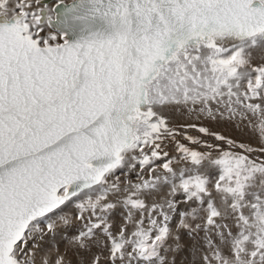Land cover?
<instances>
[{
  "label": "snow or ice",
  "instance_id": "obj_1",
  "mask_svg": "<svg viewBox=\"0 0 264 264\" xmlns=\"http://www.w3.org/2000/svg\"><path fill=\"white\" fill-rule=\"evenodd\" d=\"M0 264H264V0H0Z\"/></svg>",
  "mask_w": 264,
  "mask_h": 264
},
{
  "label": "rangeland",
  "instance_id": "obj_2",
  "mask_svg": "<svg viewBox=\"0 0 264 264\" xmlns=\"http://www.w3.org/2000/svg\"><path fill=\"white\" fill-rule=\"evenodd\" d=\"M204 124H205V122H204ZM223 124V125H222ZM224 125H226V124H224V123H222V122H218V124L215 126V128H214V131H216L217 129H218V131H216V132H219L221 135H224V136H226V137H230V138H233V139H236L237 141H244V142H247L248 141V134H241V132L238 130V129H236V127L233 125V127L232 126H230L232 129H233V132L232 133H230V128H229V130H228V126H224ZM206 126V125H205ZM218 126V127H217ZM207 127V126H206ZM219 129H221V130H219ZM227 132H226V131ZM222 131V132H221Z\"/></svg>",
  "mask_w": 264,
  "mask_h": 264
},
{
  "label": "bare ground",
  "instance_id": "obj_3",
  "mask_svg": "<svg viewBox=\"0 0 264 264\" xmlns=\"http://www.w3.org/2000/svg\"><path fill=\"white\" fill-rule=\"evenodd\" d=\"M258 59H259V57L262 55L259 51H257L255 54H254ZM222 123H224V124H226V125H224V126H228V130H229V128H230V133H232L233 132V129L230 127V126H232L233 127V125L232 124H230V123H227V122H222ZM218 124V122H215V121H205V125L207 126V127H209L210 128V130H212V131H214V128H215V126ZM223 125V124H222ZM218 127V126H217ZM219 130H221V129H219ZM216 131H218V129L216 130ZM215 131V132H216ZM226 131V130H225ZM220 132V131H219ZM222 132V131H221ZM227 132V131H226ZM227 136V135H226Z\"/></svg>",
  "mask_w": 264,
  "mask_h": 264
}]
</instances>
